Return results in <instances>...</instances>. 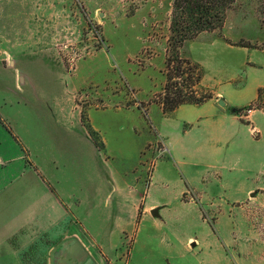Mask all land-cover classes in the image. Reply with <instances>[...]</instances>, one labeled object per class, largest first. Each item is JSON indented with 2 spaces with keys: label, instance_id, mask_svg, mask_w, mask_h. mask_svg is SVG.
Segmentation results:
<instances>
[{
  "label": "rangeland",
  "instance_id": "rangeland-1",
  "mask_svg": "<svg viewBox=\"0 0 264 264\" xmlns=\"http://www.w3.org/2000/svg\"><path fill=\"white\" fill-rule=\"evenodd\" d=\"M171 3L0 0V101L6 100V111L21 108L29 116L33 114L24 134L36 150L35 160L43 173L39 175L49 187L52 183L68 193L69 215L76 229L83 223L102 230L106 240H111L118 227L113 217L119 205L130 201L131 194L148 192L149 200L169 203L166 213L142 226L156 233V244L160 237L168 241L171 253L166 264H208L212 239L176 195L184 185L182 200L194 201L210 227L211 208L187 186L176 163L165 157L171 152L170 143L162 141L155 128L166 114L159 99L165 83ZM260 18V0H235L220 29L202 32L181 47L183 56L203 68L201 85L212 98L216 88L238 102L250 98V88L260 72L247 68L245 62L264 57ZM240 42L250 43L256 50L231 44ZM251 101L229 108H240L237 115L250 123L248 115L256 110L247 107ZM63 107L74 112L72 119L62 113ZM86 126L96 134L90 135ZM163 146L168 151L162 152ZM214 147L224 160L220 181L252 186L246 203H233L231 209L238 217L233 228L241 232L234 239L236 246H242L246 240L242 236L247 235L249 246L257 247L264 242V189L258 188L264 183L260 165L264 158L259 155L264 149L256 150L259 162L248 169V163L238 164L243 150L230 155L224 145L214 142ZM249 151L244 154L251 163L254 152ZM26 159L30 162L29 156ZM211 174L203 175L204 183ZM110 189L109 200L106 192ZM222 194L220 188L213 190L215 198ZM100 211L101 223L97 221ZM66 222L56 228L65 229ZM187 235L199 243L187 248ZM130 242L131 238L125 240L122 248L127 251ZM2 263H6L5 251L0 252Z\"/></svg>",
  "mask_w": 264,
  "mask_h": 264
},
{
  "label": "crops",
  "instance_id": "crops-1",
  "mask_svg": "<svg viewBox=\"0 0 264 264\" xmlns=\"http://www.w3.org/2000/svg\"><path fill=\"white\" fill-rule=\"evenodd\" d=\"M242 48L247 51L255 49ZM260 50L264 51V46ZM245 64L247 68L260 72V77H256V82L250 88L252 94L243 103L238 102L235 97H225L216 88L214 98L200 105L181 104L173 111L163 114V122L155 127L157 136L170 143L171 152L165 157L176 163L187 186L197 192L201 202H207L206 207L211 208L209 219L212 227L208 225V217L204 216L203 210L194 201L182 200L181 195L186 189L184 185L176 195L179 202L207 229V238L212 239L210 243L213 249L208 264H264V242H258L257 247L255 244L249 246V237L244 235L242 237L246 240H243L242 246L237 247L234 240L241 237V232L236 233L237 230L233 228L238 217L231 209L234 208L232 204H245L252 186L220 181L225 169L224 160L214 147V142H218L224 145L225 151L230 155L236 150H243V155L238 156V164L248 163V169L259 162L256 150L264 149V111L252 110L253 115H248L250 123H244L239 115L229 110V107H241L255 99L257 88L264 87V57L247 58ZM218 97L224 100V106L217 103ZM2 101L0 252L6 253V263L2 264H166L167 256L171 253L168 241L160 237L159 244H156V233L142 226L150 219L166 213L168 202L149 200L148 192L131 194V200L126 201L125 205H119V210L113 217L118 227L111 240H106L102 230L88 228L83 223L81 229H76L75 222L71 221L69 215L71 202L68 193L52 183L51 190L39 175L42 170L35 160L36 150L24 134L28 132L27 120L33 114L29 116L21 108L6 111V100ZM62 110L66 117L72 119L71 109L63 107ZM84 132L86 134V130ZM252 147L254 151H249ZM244 150L254 152L253 162L246 160ZM259 155L264 158V150ZM28 156L30 162L26 159ZM155 165L156 163L154 168ZM260 165L264 171V160ZM153 171L154 169L148 185ZM208 172L212 174L204 183L203 175ZM217 188L223 190L221 198L213 195V190ZM258 188L264 189V183ZM110 191L111 189L106 192L110 195L109 200L112 199ZM106 202L104 200V204ZM240 208L242 207L238 205V210ZM154 211L156 215L152 214ZM97 216V221L101 223V211ZM241 219L245 220L244 216ZM62 221H67L66 228L57 229L56 226ZM130 238V246L126 251L122 247L125 240ZM184 243L190 249L199 241L196 237L187 235ZM195 262L185 264H198ZM174 264L182 263L176 261Z\"/></svg>",
  "mask_w": 264,
  "mask_h": 264
},
{
  "label": "trees",
  "instance_id": "trees-1",
  "mask_svg": "<svg viewBox=\"0 0 264 264\" xmlns=\"http://www.w3.org/2000/svg\"><path fill=\"white\" fill-rule=\"evenodd\" d=\"M234 1L172 0L165 57V83L159 99L163 113H169L181 104L200 105L212 98V93L201 85L203 68L198 62L183 56L180 49L200 33L220 29ZM260 14V24L264 29V0H260ZM231 44L256 48L245 42ZM247 107L264 110V87L257 88L255 99ZM229 110L237 114L240 108ZM4 125L11 131L7 124ZM86 129L90 135L96 134L92 127L86 126ZM96 142L98 144L100 141ZM102 146L98 144L100 149ZM50 189L53 190L52 187Z\"/></svg>",
  "mask_w": 264,
  "mask_h": 264
},
{
  "label": "water",
  "instance_id": "water-1",
  "mask_svg": "<svg viewBox=\"0 0 264 264\" xmlns=\"http://www.w3.org/2000/svg\"><path fill=\"white\" fill-rule=\"evenodd\" d=\"M217 103H218L220 106H224V105H225L224 100L221 99V98L217 100ZM152 214H153V215H156L157 213H156V211H154V212H152Z\"/></svg>",
  "mask_w": 264,
  "mask_h": 264
},
{
  "label": "built area",
  "instance_id": "built-area-1",
  "mask_svg": "<svg viewBox=\"0 0 264 264\" xmlns=\"http://www.w3.org/2000/svg\"><path fill=\"white\" fill-rule=\"evenodd\" d=\"M161 151H162V152H165V151H166V146H165V147L163 146V148H162Z\"/></svg>",
  "mask_w": 264,
  "mask_h": 264
}]
</instances>
